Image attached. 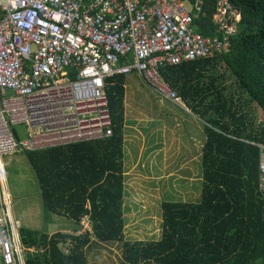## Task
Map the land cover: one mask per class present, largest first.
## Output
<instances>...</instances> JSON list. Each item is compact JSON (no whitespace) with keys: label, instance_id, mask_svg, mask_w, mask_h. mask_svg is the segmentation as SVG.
Segmentation results:
<instances>
[{"label":"trees","instance_id":"trees-1","mask_svg":"<svg viewBox=\"0 0 264 264\" xmlns=\"http://www.w3.org/2000/svg\"><path fill=\"white\" fill-rule=\"evenodd\" d=\"M232 2L242 21L229 51L160 69L204 123L200 200L163 203L161 238L127 242L123 264H264L259 147L250 143L264 139V119L257 124L250 113L255 104L264 116V0ZM205 3L207 16L196 25L210 35L214 8L211 0ZM226 74L234 77L246 100L227 94ZM108 81L112 137L25 154L44 209L68 218L74 232L49 235L21 227L26 264H86L84 249L91 242L125 240V75ZM83 217L91 232L75 234Z\"/></svg>","mask_w":264,"mask_h":264},{"label":"built area","instance_id":"built-area-1","mask_svg":"<svg viewBox=\"0 0 264 264\" xmlns=\"http://www.w3.org/2000/svg\"><path fill=\"white\" fill-rule=\"evenodd\" d=\"M211 1L212 33L203 35L196 20L207 16L205 0H0V264H26L27 251L2 158L112 137L108 80L119 74L137 73L183 108L160 69L223 54L240 29L232 0ZM16 125L26 139L15 138ZM250 143L264 199V139ZM79 226L91 230L86 217Z\"/></svg>","mask_w":264,"mask_h":264},{"label":"rangeland","instance_id":"rangeland-1","mask_svg":"<svg viewBox=\"0 0 264 264\" xmlns=\"http://www.w3.org/2000/svg\"><path fill=\"white\" fill-rule=\"evenodd\" d=\"M224 70V63H220L219 71L223 72ZM225 77L223 84L227 86V94L234 95L236 100L239 97L243 101L246 100V96L239 89L234 77L228 74ZM125 89L129 121L127 129L129 147H125L127 149L126 163L130 156L128 167H126V237L122 242H91L84 249L86 264L125 263L123 261H126L125 246L127 242L161 238L163 203H198L201 196L200 154L205 137L204 123L202 122V126L201 122L195 121L194 115L186 114L174 107L171 102L160 98L149 87V84L135 72L125 75ZM164 108L175 109V112L180 113L181 117H188L190 122L186 125L180 122V129L173 131L179 134L178 143L182 142L181 146H168L169 148H167V145L163 147L157 145L158 152L153 156L154 153L150 151L152 146H150L148 137L149 131L145 130L148 126L154 132V127H158L162 121L166 123V126L172 125V119L166 118L165 114L161 113ZM250 108L251 115L257 124L260 123L264 119L262 112L255 104H252ZM147 119L150 123L146 125L144 121ZM159 127L161 129V126ZM156 131L158 136L152 140V144H158L155 142L163 139L160 137V131ZM193 137H196L194 138L196 141L191 140ZM141 145L145 148L141 160L139 159L135 163ZM165 149L168 150L167 154ZM174 150H178V153L173 154ZM179 150L184 154L179 153ZM2 163L6 171L4 191L8 195L9 211L14 218L19 220L22 227L46 231L49 235L57 231L74 233L73 224L68 222V218L44 209L35 170L32 165H29L25 154L15 153L4 156ZM168 168L169 170L166 171ZM79 228L78 232L81 231ZM91 240L95 239L91 236ZM68 246H63L67 253L69 252Z\"/></svg>","mask_w":264,"mask_h":264},{"label":"crops","instance_id":"crops-1","mask_svg":"<svg viewBox=\"0 0 264 264\" xmlns=\"http://www.w3.org/2000/svg\"><path fill=\"white\" fill-rule=\"evenodd\" d=\"M165 101H167V100H165ZM167 102H169V101H167ZM173 106L179 108L180 110H182L186 114H190V115L192 114L191 113V110L187 107L186 103H185V106L183 108L182 107L175 106V105H173ZM127 107H128V104H127V101L125 99V110H126V114H125V120H126V128H125L126 142H125V147H129V145H128V130H127L128 127H129L128 126V122L129 121L127 119V113H128V108ZM161 113L162 114H165L166 118H169V119L171 118L172 119V125H167L166 126V123H164L162 121V123L159 125V126H161V129H160L159 126L158 127H154L155 128L154 132L152 130H150L148 128V126H147V128H146L145 131H149L148 132L149 133V136L148 137L150 139V146H152V148H150V151L154 153V154H152L153 156L158 152L157 145H162V147L164 145H167V148H169L168 146H171V147H174V146H178L179 147V146H181L182 142H179L178 143L179 134L178 133L176 134L173 131L176 130V129H178L180 127L179 126L180 125V122L182 124H185V125L188 124V122H190L188 120L189 119L188 117H181L180 116V113L175 112V109L171 110V108L170 109L169 108H166V109L164 108V109H162ZM192 115H194V114H192ZM194 118L196 119L195 121H198L199 123L200 122L201 123L203 122L201 119H198L195 115H194ZM174 121L176 122V124H175ZM144 122L146 123V125L150 123V121L148 119L145 120ZM202 126H203V123H202ZM156 130L160 131L159 132L160 137H162L163 139L159 140L158 142H155V143H158V144H152V140L155 139V138H157V136H158V132ZM203 130H204V126H203ZM204 133H205V130H204ZM172 136H173V138H172ZM194 138H196V137L191 138V140L192 141H196V140H194ZM204 141H205V137H204ZM193 143H195V142H193ZM144 148H145V146H143V145L140 146L139 156H138V158H137V160H136L135 163H137L139 161V159L141 160V155L143 153ZM126 150L127 149H125V159L127 158ZM181 152L182 151L179 150V153H181ZM165 153L166 154L168 153V150L167 149H165ZM177 153H178V150H174L173 151V154H177ZM182 154H184V152H182ZM129 159H130V156L128 157V163L125 162V167H128L127 165L129 164ZM168 170H169V168L166 169V171H168ZM170 173H171V171H170Z\"/></svg>","mask_w":264,"mask_h":264},{"label":"water","instance_id":"water-1","mask_svg":"<svg viewBox=\"0 0 264 264\" xmlns=\"http://www.w3.org/2000/svg\"><path fill=\"white\" fill-rule=\"evenodd\" d=\"M13 130L17 139H26L27 134L24 125H16Z\"/></svg>","mask_w":264,"mask_h":264},{"label":"clouds","instance_id":"clouds-1","mask_svg":"<svg viewBox=\"0 0 264 264\" xmlns=\"http://www.w3.org/2000/svg\"><path fill=\"white\" fill-rule=\"evenodd\" d=\"M233 3V2H232ZM236 6V5H235ZM203 8V7H202ZM240 9V8H239ZM203 10H204V8H203ZM241 14H242V12H241ZM241 21H242V19H241ZM241 24V23H240ZM239 28H240V26H239ZM237 34H240V29H239V32L237 33ZM237 34H234V35H232V39H233V37L235 36V35H237ZM123 75H126V74H123ZM184 101V100H183ZM184 104H185V102H184ZM25 126V125H24ZM15 127V126H14ZM13 127V128H14ZM26 129V128H25ZM13 133H14V130H13ZM14 136H15V133H14ZM15 138H16V136H15ZM27 138V137H26ZM17 139V138H16ZM107 139V138H106ZM17 140H22V139H17ZM102 140V139H101ZM68 146V145H67ZM63 147H65V146H63ZM53 149V148H52ZM48 150V149H47ZM45 151V150H44ZM35 152H37V151H35ZM28 153H32V152H28ZM26 154V153H25ZM78 232V231H77ZM77 232H75V234H79V233H77ZM70 233V232H69Z\"/></svg>","mask_w":264,"mask_h":264}]
</instances>
